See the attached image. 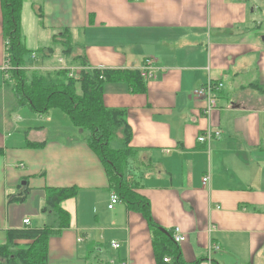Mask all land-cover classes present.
Instances as JSON below:
<instances>
[{
	"label": "crops",
	"instance_id": "obj_1",
	"mask_svg": "<svg viewBox=\"0 0 264 264\" xmlns=\"http://www.w3.org/2000/svg\"><path fill=\"white\" fill-rule=\"evenodd\" d=\"M3 3L0 245L11 229L48 226L47 264H177L176 246L153 222L165 236L175 227L186 235L178 243L186 264H208L214 243L211 264H264V0H23L26 74L66 70L82 94V70L111 71L103 101L125 110L130 128L126 142L122 130L108 140L129 149L119 181L90 131L62 109L16 108ZM67 39L72 50L60 53ZM210 79L222 86L206 113L194 91ZM209 129L221 135L199 141ZM116 135L122 147L112 146ZM53 189L74 190L51 204ZM35 242L15 239L11 249Z\"/></svg>",
	"mask_w": 264,
	"mask_h": 264
},
{
	"label": "trees",
	"instance_id": "obj_2",
	"mask_svg": "<svg viewBox=\"0 0 264 264\" xmlns=\"http://www.w3.org/2000/svg\"><path fill=\"white\" fill-rule=\"evenodd\" d=\"M22 3L23 0H4L3 3L5 35L10 42L9 51L14 66L11 75L15 82L13 90L17 98L16 108L30 105L39 113L54 107L62 109L75 126L90 131V143L106 162L110 175L119 181L122 174L120 155L122 151L128 149L114 150L109 147L108 140L122 130L125 133L123 140L126 142L130 136V128L125 110L110 109L104 104L103 86L105 79L113 78L110 76L111 71L82 70L79 78L82 82V94L77 93L76 80L69 78L66 70L39 72L32 76L26 74L23 70L24 57L31 51L27 49L21 35ZM67 42L65 52H70L72 50L70 39ZM75 60L72 59L70 63H75ZM128 79L133 83L132 78ZM260 89L264 91V87L261 86ZM53 190L57 192H52L48 196V202L51 204H56L60 198L71 195L74 189ZM59 212L66 220L67 213L61 210ZM151 224L156 233L162 234L167 240H172V244L176 246L175 263L186 264L181 258L179 245L174 241L172 232L165 236L155 223ZM51 232L48 226L40 229H11L7 243L0 245V264H47L45 237ZM15 239H31L36 242L28 249L17 248L13 251L11 246Z\"/></svg>",
	"mask_w": 264,
	"mask_h": 264
},
{
	"label": "built area",
	"instance_id": "obj_3",
	"mask_svg": "<svg viewBox=\"0 0 264 264\" xmlns=\"http://www.w3.org/2000/svg\"><path fill=\"white\" fill-rule=\"evenodd\" d=\"M10 48V42L9 40H6V74L9 75L8 70H11L14 68L11 62V54L9 51ZM154 65H153V59L147 58L146 63L143 66V69H141V73L143 76H150L154 73ZM222 84L219 82H215L212 79H210L205 85L199 87L194 92L197 96L202 97L205 101H207V105L205 108V112H210L211 110L218 107V97L217 92L221 89ZM221 135L220 130L216 129H209L205 133L198 136V140L203 142L205 140L211 139L213 137H219ZM204 185L206 187H209L210 185V178L209 176H205L203 178ZM119 201L118 194L114 193L111 195V200L109 207L112 208L117 202ZM25 223H29V219H25ZM172 237L176 243H182L186 240V235L181 232L179 227H175L172 231ZM112 246L116 249L120 247V242L118 241H112ZM220 247L218 244L214 243L212 244L211 249H209L206 260L208 264L212 263L211 255L213 253V250H218ZM164 260L166 262L170 261V257H164Z\"/></svg>",
	"mask_w": 264,
	"mask_h": 264
},
{
	"label": "rangeland",
	"instance_id": "obj_4",
	"mask_svg": "<svg viewBox=\"0 0 264 264\" xmlns=\"http://www.w3.org/2000/svg\"><path fill=\"white\" fill-rule=\"evenodd\" d=\"M264 27V26H263ZM71 52V51H70ZM70 52H65L64 51V47H62L61 48V51H60V53H63V54H69ZM34 57V56H33ZM56 60H57V57H56ZM36 73H39V72H36ZM255 85H258V84H256V83H254ZM7 85V84H6ZM13 85H14V82H12V84L10 85V89H12V87H13ZM8 86V85H7ZM9 89V88H8ZM44 114V113H43ZM44 117H43V119L46 117V115H43ZM39 117V116H38ZM46 119V118H45ZM44 119V120H45ZM39 122H42V121H39ZM44 123H46V124H48L47 123V121H43ZM46 136H48V133L46 134ZM118 137H120V135H116L115 137H114V139H113V141H112V146L113 147H122V142H121V137H120V139L118 138ZM129 150V149H128ZM25 223V222H24ZM26 224V223H25ZM1 260V259H0Z\"/></svg>",
	"mask_w": 264,
	"mask_h": 264
}]
</instances>
